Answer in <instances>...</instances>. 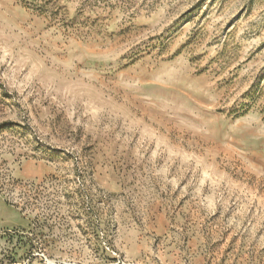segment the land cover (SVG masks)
Listing matches in <instances>:
<instances>
[{
  "label": "rangeland",
  "instance_id": "rangeland-1",
  "mask_svg": "<svg viewBox=\"0 0 264 264\" xmlns=\"http://www.w3.org/2000/svg\"><path fill=\"white\" fill-rule=\"evenodd\" d=\"M0 264H264V0H0Z\"/></svg>",
  "mask_w": 264,
  "mask_h": 264
}]
</instances>
